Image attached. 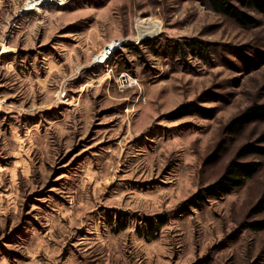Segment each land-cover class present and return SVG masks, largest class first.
Segmentation results:
<instances>
[{
	"label": "rangeland",
	"instance_id": "374dc122",
	"mask_svg": "<svg viewBox=\"0 0 264 264\" xmlns=\"http://www.w3.org/2000/svg\"><path fill=\"white\" fill-rule=\"evenodd\" d=\"M255 17L243 28L203 0H0V264H264V231L246 228L264 217L248 218L264 157L244 158L261 167L243 187L184 207L264 139V119L226 131L264 104ZM190 103L206 114L171 116Z\"/></svg>",
	"mask_w": 264,
	"mask_h": 264
},
{
	"label": "trees",
	"instance_id": "16d2710c",
	"mask_svg": "<svg viewBox=\"0 0 264 264\" xmlns=\"http://www.w3.org/2000/svg\"><path fill=\"white\" fill-rule=\"evenodd\" d=\"M215 13L220 14L243 28L255 27L258 22L255 15L264 16V0H203ZM196 43L188 45L190 51L197 50ZM203 108L194 103L178 107L171 114L173 118L189 114H206ZM206 116V115H204ZM264 119V104L252 105L246 111L234 118L227 126L226 131L231 134L240 133L244 127L255 120ZM243 145L226 166L222 175L213 183L199 189L190 196L184 207H200L208 198L221 199L231 194L238 188L243 187L248 181L254 178L260 170L259 161H245L244 158L250 155L264 157V146L259 142ZM264 214V189L257 202L250 208L248 218ZM252 231H264V217L252 219L246 225Z\"/></svg>",
	"mask_w": 264,
	"mask_h": 264
},
{
	"label": "bare ground",
	"instance_id": "6f19581e",
	"mask_svg": "<svg viewBox=\"0 0 264 264\" xmlns=\"http://www.w3.org/2000/svg\"><path fill=\"white\" fill-rule=\"evenodd\" d=\"M153 37V33L148 32V31H141L138 33V36L136 37L137 41H142L146 38H150ZM122 42V41H113L110 42L108 45H106L104 47V49L102 50V52L100 53L101 55H99V60H105L107 59V57L111 54V52L118 46V44Z\"/></svg>",
	"mask_w": 264,
	"mask_h": 264
},
{
	"label": "built area",
	"instance_id": "2783aa9c",
	"mask_svg": "<svg viewBox=\"0 0 264 264\" xmlns=\"http://www.w3.org/2000/svg\"><path fill=\"white\" fill-rule=\"evenodd\" d=\"M118 81H119V84H120L121 87H127V86H129L131 84L132 79L130 77H128V76L121 75L119 77Z\"/></svg>",
	"mask_w": 264,
	"mask_h": 264
}]
</instances>
